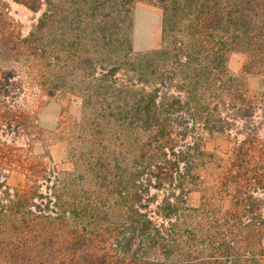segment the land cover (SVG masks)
Returning a JSON list of instances; mask_svg holds the SVG:
<instances>
[{"label": "trees", "instance_id": "trees-1", "mask_svg": "<svg viewBox=\"0 0 264 264\" xmlns=\"http://www.w3.org/2000/svg\"><path fill=\"white\" fill-rule=\"evenodd\" d=\"M12 1L38 16L21 36L0 12V125L41 141L13 109L25 75L75 94L82 117L62 138L69 167L36 157L19 184L0 174V264H264V0ZM139 4L161 16L141 51ZM204 134L233 138L227 162Z\"/></svg>", "mask_w": 264, "mask_h": 264}, {"label": "rangeland", "instance_id": "rangeland-1", "mask_svg": "<svg viewBox=\"0 0 264 264\" xmlns=\"http://www.w3.org/2000/svg\"><path fill=\"white\" fill-rule=\"evenodd\" d=\"M0 12H4L9 20L14 23L15 33L20 32L26 36L35 23L38 14L32 13L22 5L12 0H0ZM161 16L158 9L139 4L133 13L132 45L137 51L153 48L158 45L161 38ZM1 37V33H0ZM246 60L245 54L232 52L227 61L229 72L235 76H242L246 94L250 99L256 98V80L249 74L242 73V65ZM10 66V64L4 65ZM18 116L22 114L36 122V126L42 131L38 141L35 130L28 127L27 133L14 126H8L5 122L0 125V145L8 152L4 163H0V174L5 178L6 184L15 185L23 180L21 169L18 167L28 163L31 159L39 157L47 165L55 162L59 167L66 168L63 137L68 130L82 117L80 99L75 94L57 92L49 96L31 77L25 75L23 92L19 96L13 108ZM260 110H257V114ZM258 121V117H255ZM29 130V131H28ZM259 137L264 139V129L258 130ZM241 138V135L238 136ZM47 140V144L43 143ZM5 142V143H3ZM42 142V143H41ZM7 145V146H6ZM233 138L219 135L204 134L203 148L209 153L221 157V162L228 161ZM13 166V167H11ZM200 192L194 191L189 195L190 204L199 202Z\"/></svg>", "mask_w": 264, "mask_h": 264}]
</instances>
